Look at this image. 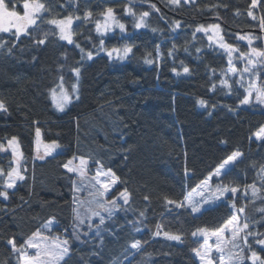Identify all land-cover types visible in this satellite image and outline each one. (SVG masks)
<instances>
[{
  "label": "trees",
  "instance_id": "obj_1",
  "mask_svg": "<svg viewBox=\"0 0 264 264\" xmlns=\"http://www.w3.org/2000/svg\"><path fill=\"white\" fill-rule=\"evenodd\" d=\"M13 2L21 5L17 10L22 14L23 0ZM39 2L47 10L28 35L17 39L15 31L0 32V101L7 109L0 110V142L17 138L24 176L11 190L0 186L8 193V199L0 197V264H17L8 239L19 246L37 229L69 241L66 264H198L193 250L201 248L202 240L193 231L215 230L234 211L221 201L193 214L167 200L182 202L233 152L241 155L219 179L240 189L258 184L264 140L253 134L264 126V112L241 104L246 86L235 78L230 87L222 83L228 59L195 29L218 23L225 42L238 52L249 50L247 38L240 39L247 35L255 48L264 50V0H257L255 7L253 0H180L176 5L169 0ZM109 7L125 29L101 34L95 23ZM126 7L133 16L149 13L145 27L133 28ZM86 12L91 13L88 23L83 20ZM69 15L80 17L73 20L72 44L60 40L56 27L47 23ZM38 39L45 43L38 45ZM125 46L131 51L123 60L107 54ZM261 63L258 84L264 86V58ZM73 68L80 69L78 78ZM59 81L67 88L77 85V96L62 112L53 108L49 96ZM37 128L45 142L55 141L61 151L34 160ZM74 156L86 158L90 168L99 161L119 178L110 196L125 190L129 194L128 202L103 223L77 228L79 239L73 234L74 174L62 167ZM0 163L8 170L10 155L0 154ZM254 199L241 194L234 198L244 208L241 224L264 234V196ZM50 219V229L42 228ZM165 232L181 239L169 240ZM136 241L138 250L131 247ZM249 242L264 258L252 237ZM249 255L244 249V256Z\"/></svg>",
  "mask_w": 264,
  "mask_h": 264
},
{
  "label": "snow or ice",
  "instance_id": "obj_2",
  "mask_svg": "<svg viewBox=\"0 0 264 264\" xmlns=\"http://www.w3.org/2000/svg\"><path fill=\"white\" fill-rule=\"evenodd\" d=\"M180 0H169L171 4H179ZM185 3L188 0H184ZM257 0H253L252 7H255ZM21 5L18 2H13V0H0V32H10L11 28H15V35L17 39L20 38L21 34L28 35L32 26L37 25V20H43V17L40 15L43 11H46L45 4L39 2V0H23L22 8L23 14L21 15L20 12L17 10L20 8ZM155 8V5L151 6ZM126 12L135 15L132 12L131 8L126 7ZM102 15L105 17V22L102 25L99 21L96 22V30L97 32H103L106 29H110L111 23L117 24V26L124 30V25L119 24L118 21L115 19V15L113 9L111 7L107 8ZM149 15L148 12H143L140 16L139 21L136 23V27L140 28L144 26V18ZM249 15L252 16V12H249ZM254 18V17H253ZM79 20L80 17H73L71 15L64 17L62 19L52 18L47 20V23L54 25L56 29H58L59 39L66 40L69 44L74 43L72 25L73 20ZM83 20L85 23L90 22L91 20V13L86 12ZM111 22V23H110ZM261 29L264 30V19H261L260 22ZM179 26V25H177ZM203 26L198 27V31L202 30ZM209 28L218 29V25H209ZM47 35V34H46ZM248 39L250 45V52L249 53H241V59H247L248 64L243 69V72H250L251 67L254 64L253 57L264 58V51L258 50L255 47H251L252 38L251 37H240V39ZM38 45H43L45 43V39H38L35 41ZM101 45H103V41H101ZM2 46V45H0ZM79 47V44L76 45ZM222 47L226 48L228 51L229 57L232 56V53L237 51V49L233 48L230 45L222 44ZM131 51V47L125 46L122 50L121 49H112L108 51L109 57L113 55L115 52L117 57L123 59L128 55ZM83 52V49H81ZM88 59L92 58V53L89 52L87 54ZM147 63H152L151 60H146ZM229 64L231 65V59L229 60ZM233 72L236 71L235 68L231 69ZM72 71L76 74L77 78L79 77L80 69L73 68ZM175 71V69H174ZM183 71L187 73L189 69L184 67ZM63 80V77H61ZM223 84L227 85V80L222 81ZM60 93H61V102L57 103L55 100L56 97V90H52V96L54 103L58 110L63 111L64 107L67 103L70 102V95L64 89L63 84L60 86ZM76 90V85H73V91ZM247 95H245L244 99L241 101L242 104H248L250 102V98L253 93L256 94V99L258 102L264 103V86L257 85L254 81H249L248 88L246 89ZM198 103L203 106L205 101L200 100ZM0 110L6 111V107L2 101H0ZM253 135H255L257 140H264V126H261ZM36 137L39 139L40 137V130L39 128L36 129ZM8 146L11 148L12 155L14 158V163L17 164V167L11 168L7 173V179L4 182L5 188H13L17 180H23L24 176L19 171V163L20 160L23 158V153L20 152L19 142L16 137H12L7 141ZM59 148V144L53 141L50 145H45V155H51L52 152ZM0 151H6L4 145L0 144ZM239 152H233L229 155L212 173L216 177H222L223 175L227 174L228 165L232 164L233 162L237 161L240 157ZM43 159V156L39 157ZM79 160V164H74L75 160ZM99 165L100 162L96 161ZM88 165V160L84 157H73L69 159L66 163L62 165L63 168L67 170L69 173H76L81 178L86 176V169ZM0 175H3V170L0 169ZM103 176L105 179L102 181L100 177ZM110 178V179H108ZM95 180L96 184L100 185V188L97 189V194L99 197H103L108 191L111 185L115 184L118 181V177L115 176L114 173L109 169L107 171L103 170V167L100 166L97 168L96 175L92 177ZM211 179V176L208 178ZM261 181H264V166L261 167ZM204 185L208 184V180L203 182ZM74 189L76 188V182L73 181ZM251 188L253 196L257 194L259 189L255 186V184L248 186ZM211 195L205 200L211 199H219L223 197L226 192L231 191V193L235 196L238 192V188L234 186H230L229 184H218L215 190L208 189ZM128 192L125 190L124 192L120 193V196L125 200V203L128 202ZM0 197H3L5 200L8 199V193L6 191H0ZM111 203H115L114 201ZM167 203H174V201L167 200ZM199 201L193 202L190 204L192 211L197 212L199 210ZM97 206L99 209L107 211L109 215H111V208H107L105 203L97 201ZM177 206H183V204H177ZM232 208L235 209L236 205L233 203ZM264 212V209H261ZM76 212L75 219L78 221L79 224H83L84 220L81 218L80 213L74 209ZM238 212L243 213L244 208L238 209ZM93 216H99L100 213L98 211H93L91 213ZM143 215V213H141ZM238 216L233 214L230 219H228L225 224L215 230H209L207 228H200L196 232H193L192 235L196 236L198 233L205 237L204 245H202L201 249H194L196 257L199 258L201 264H213L216 257L213 254V246L208 244V239L211 236L216 238L215 244V252L221 253L219 257L220 264H244L245 259L250 260L251 264H264V258H262L255 250H252V244L249 242V237H252L255 245L261 247L264 250V238H260L264 236V234L253 232L249 230V224L243 223L240 225L238 223ZM101 223H103V217H101ZM53 224V220L47 221L42 228L50 229L51 225ZM91 226V224H89ZM159 225H157V235H159ZM230 232V238L224 239V233ZM73 234L79 239V236L76 234V228L74 226ZM242 234V235H241ZM165 237L169 240H177L179 241L181 237L176 234H170L165 232ZM240 240L243 241V247H241ZM7 245L11 247V252L13 254H19L17 259V264H66L65 258L69 254V241L67 239H61L59 237L53 238L51 242H49V237L43 236L40 229H37L36 232L32 234V236L25 239L23 244L17 245L15 239H8ZM133 249L140 248V242L136 241L131 244ZM28 249H35L33 254L28 253ZM225 249H228V257L227 260L225 259L223 253ZM233 249H240L239 252H233ZM244 249L250 251V255L245 257L244 256Z\"/></svg>",
  "mask_w": 264,
  "mask_h": 264
},
{
  "label": "rangeland",
  "instance_id": "obj_3",
  "mask_svg": "<svg viewBox=\"0 0 264 264\" xmlns=\"http://www.w3.org/2000/svg\"><path fill=\"white\" fill-rule=\"evenodd\" d=\"M126 14L131 16L132 19H134V27L133 28L135 30H138V29H141V28L145 27L146 17L144 18V26H142L140 28H137L136 27V23L139 21L141 15L133 16V14L128 13V12H126ZM115 19H116V21H118L116 16H115ZM97 21H99L103 25L104 22H105V17L102 16L101 19H99ZM118 23L122 24L120 21H118ZM209 25H218V29L209 28ZM200 26H203V28H202V30L198 31L197 29ZM200 26H198L195 29V31L204 34V37L207 40L209 46L214 48V49H217L218 51H220L222 53H224L226 55L227 59H228V63H229V60L231 59V65L229 64V67L227 68L226 75H225V80H227V85L226 86L230 87V79H232V78H235V82L238 85H243V86L245 85L246 89L248 88L250 80L254 81L257 85H259L258 84V74L257 73H258L259 66L262 64L261 63V58L253 57L254 64L252 66H250L251 67V71L250 72H243V69L248 64V61H247V59H243L242 60L240 58L241 57V53L238 52V49L236 47H233V48L237 49V51L233 52L232 56L229 57L227 49L221 46L222 44H227V43L223 39L222 30H221L220 24L211 23V24H205V25H200ZM95 28H96V23H95ZM124 29H125V26H124ZM115 30H121V29L117 26V24L111 23L110 29H106L103 32H99V33L106 34V33H111V32H113ZM10 31H15V28H11ZM57 33H58V29H57ZM58 37H59V34H58ZM246 37H251L252 38V36H250V35H247ZM64 41H66V40H64ZM246 45L249 47V50L246 53H249L250 52V45H249L248 39L246 40ZM251 47H254L253 39H252ZM123 48L124 47L112 48V49H121L122 50ZM112 49H110V50H112ZM110 50H108V51H110ZM108 51H107V53H108ZM261 51H264V50H261ZM111 57L120 59V58L117 57L115 52L113 53V55ZM125 58L126 57H124L123 59H125ZM123 59H121V60H123ZM232 68H235L236 71L233 72L231 70ZM61 84H63L64 89L69 93L70 102L77 96V85H76V82H73L71 84L70 88H67V86L62 81H59L54 87H52L50 89V94H49L52 106L58 112H62V111L58 110L57 107H56V104L54 103L53 96H52V90L53 89L56 90V97H55L56 102L57 103L61 102V93H60V87H59ZM73 85H76V90L75 91H73ZM246 95H247V92H246ZM69 103L66 104V106L64 107V110L67 108ZM248 104H252L253 106H255V108L259 109L261 112H264V103H261V102L257 101L255 93H253V95L251 96L250 102ZM242 105L246 106L247 104H242ZM254 138H256L255 135H254ZM8 140H6L5 142H0V144L4 145V148L6 149V151H0V154L1 155L2 154H9L10 157H11V163H12V166L8 170H5V171H4V169H2V165L0 163V169L3 170V175H0V181H1V185L0 186L2 187V190H11L12 189V188H5L4 187V182L7 179L8 171L11 168L17 167V164L13 162L14 158H13V155H12L11 148L8 146V143H7ZM52 142H45L42 139V137H41V133H40L39 139H37V137H36V129H35L34 145H33V159L41 161V160H44L45 158H47L49 156H52V155L60 152L61 151V147L59 146V148L55 149L52 152L51 155H45V145H50ZM41 156H43V159L39 158ZM72 158H70V159H72ZM21 164H22V159L20 160V163H19V171H20V173H21ZM74 164H79V160L78 159L75 160ZM229 166H231V164L228 165L227 167H229ZM98 167H100V166L98 165V166L90 168V162L88 161V165H87V169H86V176L84 178H81L76 173H73L74 174V181L76 182V188L75 189H74V186H73V201H74L73 204H74V209L80 213L81 218L84 220L83 224H79L78 221H76V219H75L76 212H74V210H73V219H74V225H75L76 229L80 228V227H86V228L90 229V227L93 226V224L95 222L101 221V217H103V220L105 218L110 217L118 209V207H119V205L121 203H125V200L120 196V193H122L124 191L120 192L119 194H117L115 196H110V193H111L112 189L114 188V186L116 185L117 182L115 184L111 185V187L109 188V191L103 197H99L98 196L97 189L100 188V185L96 184L95 180L92 179V177H94L96 175ZM103 170L107 171V169H105V168H103ZM214 171L212 173H214ZM211 174L209 176H207L199 185H197L195 188L190 190L186 194V196L182 200V202H179V203L174 202L172 204L175 205L176 207H178L177 204H181L182 203L183 206L187 207L193 214H199L205 208L214 206V205H216L217 203H219L221 201L228 202L230 204L231 208H232V204L234 203L236 205V208L235 209L232 208V210L234 211V214H236L238 216V218H239L238 219V223L241 224V220H242V218L240 216L241 213L238 212V209H240V208L237 206L236 201L234 200V198L237 195H239V194H241L243 196H247V195L253 196L251 188L250 187H246V188L240 189V188L237 187L238 188V192L235 194V196L231 193V191H229V192H226L225 195L223 197H220L219 199H211V200H208V202H205V200L211 195V193H210V191L208 189L215 190V188H216V186L218 184H225L219 179L220 177H216V176L211 175ZM260 175H261V169L258 172L259 179H260ZM210 176H211V179H208ZM100 179L103 181L105 179V177L101 176ZM108 179H110V178H108ZM205 180H208V184L207 185L203 184V182ZM18 181L19 180H17L16 183ZM230 186H234V185H230ZM255 186L257 187V189H259V191L254 196L255 197L254 200H258L262 196H264V193L262 194V192H264V181H261V179H260L258 184H256ZM234 187H236V186H234ZM229 195L234 197L233 200L232 199L229 200L227 198V196H229ZM97 201L103 202V203H105V206L107 208H111V215H109V213L107 211L99 209L98 206H97ZM113 201L115 202L114 204L111 203ZM196 201L200 202L199 210L197 212H193L190 204L193 203V202H196ZM93 211H98L100 213V215L99 216H93L91 214ZM89 224H91V226H89ZM250 227L251 226L249 224V228ZM197 230H194L193 232H196ZM162 235L165 236L164 233H162ZM230 235H231V233L226 231L224 233V239L230 238ZM43 236L49 237V242H51V240L53 238H57V237H52V236L45 235V234H43ZM193 237L200 238L202 240V245H204L205 237L203 235L198 233L196 236H193ZM61 239H63V238H61ZM239 242L241 244V247H243V241L240 240ZM208 244L213 246V254L216 257V259L214 260L213 264H220L219 257L221 255V253H216L215 252L216 238L214 236H211L208 239ZM201 248H202V246H201ZM27 251H28L29 254H33L35 252V249H28ZM232 251L233 252H239L240 249H233ZM15 255L17 257L19 254L17 253ZM223 255H224L225 259L227 260L228 249H225ZM195 258H196L198 264H201L199 258L196 257V255H195Z\"/></svg>",
  "mask_w": 264,
  "mask_h": 264
}]
</instances>
